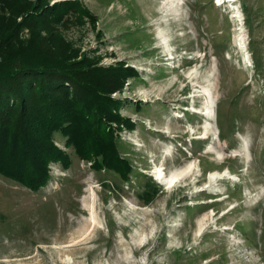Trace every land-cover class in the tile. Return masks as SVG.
Listing matches in <instances>:
<instances>
[{"label":"rangeland","instance_id":"374dc122","mask_svg":"<svg viewBox=\"0 0 264 264\" xmlns=\"http://www.w3.org/2000/svg\"><path fill=\"white\" fill-rule=\"evenodd\" d=\"M221 1L0 0V48L131 74L104 156L0 175V264H264V0Z\"/></svg>","mask_w":264,"mask_h":264},{"label":"trees","instance_id":"16d2710c","mask_svg":"<svg viewBox=\"0 0 264 264\" xmlns=\"http://www.w3.org/2000/svg\"><path fill=\"white\" fill-rule=\"evenodd\" d=\"M75 5V11L92 17L78 1ZM4 48H0V175L33 191L45 186L50 162L68 165L67 154L53 140L55 133L85 160H90L83 151L87 141L100 139L91 143L97 149L92 156H104L100 148L106 129L112 123L124 124L118 114L120 103L110 95L131 74L123 70L120 75V68L98 67L84 59L71 62L40 50ZM115 159L116 164L107 160V166L126 177V167L117 166L122 163Z\"/></svg>","mask_w":264,"mask_h":264},{"label":"bare ground","instance_id":"6f19581e","mask_svg":"<svg viewBox=\"0 0 264 264\" xmlns=\"http://www.w3.org/2000/svg\"><path fill=\"white\" fill-rule=\"evenodd\" d=\"M233 0H222L220 3H216L217 6H221L224 2H232ZM172 184V180H170V182L168 184H166L167 186H171Z\"/></svg>","mask_w":264,"mask_h":264}]
</instances>
